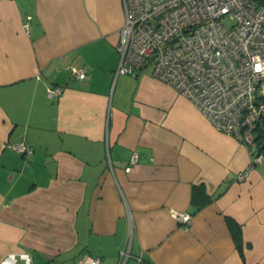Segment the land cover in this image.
Instances as JSON below:
<instances>
[{
	"label": "crops",
	"instance_id": "1",
	"mask_svg": "<svg viewBox=\"0 0 264 264\" xmlns=\"http://www.w3.org/2000/svg\"><path fill=\"white\" fill-rule=\"evenodd\" d=\"M123 23L122 0H0V264H264V161L239 179L244 144L151 72L116 75Z\"/></svg>",
	"mask_w": 264,
	"mask_h": 264
},
{
	"label": "built area",
	"instance_id": "2",
	"mask_svg": "<svg viewBox=\"0 0 264 264\" xmlns=\"http://www.w3.org/2000/svg\"><path fill=\"white\" fill-rule=\"evenodd\" d=\"M124 23L115 49V74L135 76L151 65V74L187 98L217 131L244 144L249 165L264 161V8L258 0H122ZM225 21L229 23L226 24ZM24 22V28H28ZM83 79V68L70 66ZM61 86H48L56 97ZM31 154L25 144H10ZM134 158L132 162H134ZM170 216L187 228L192 215L175 207ZM122 249L118 264H125ZM74 264H101L82 255Z\"/></svg>",
	"mask_w": 264,
	"mask_h": 264
},
{
	"label": "trees",
	"instance_id": "3",
	"mask_svg": "<svg viewBox=\"0 0 264 264\" xmlns=\"http://www.w3.org/2000/svg\"><path fill=\"white\" fill-rule=\"evenodd\" d=\"M258 2L261 3L260 0H258ZM225 221L238 251L243 256V239L240 225L230 217H225Z\"/></svg>",
	"mask_w": 264,
	"mask_h": 264
},
{
	"label": "rangeland",
	"instance_id": "4",
	"mask_svg": "<svg viewBox=\"0 0 264 264\" xmlns=\"http://www.w3.org/2000/svg\"><path fill=\"white\" fill-rule=\"evenodd\" d=\"M260 1H261L260 3L261 7L264 8V0H260ZM225 23L228 24L229 22L225 21ZM151 68H152L151 65H147L143 69L147 70L148 72H151Z\"/></svg>",
	"mask_w": 264,
	"mask_h": 264
}]
</instances>
